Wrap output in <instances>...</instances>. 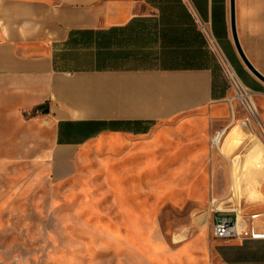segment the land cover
Instances as JSON below:
<instances>
[{
  "label": "crops",
  "instance_id": "crops-1",
  "mask_svg": "<svg viewBox=\"0 0 264 264\" xmlns=\"http://www.w3.org/2000/svg\"><path fill=\"white\" fill-rule=\"evenodd\" d=\"M235 13L264 75V0H235ZM211 44L264 88L236 52L231 0H0V126L26 150L103 146L107 173L141 168L172 133L220 125ZM200 264H264V239L217 240Z\"/></svg>",
  "mask_w": 264,
  "mask_h": 264
},
{
  "label": "rangeland",
  "instance_id": "rangeland-1",
  "mask_svg": "<svg viewBox=\"0 0 264 264\" xmlns=\"http://www.w3.org/2000/svg\"><path fill=\"white\" fill-rule=\"evenodd\" d=\"M210 53L225 92L220 125L172 133L141 168L107 173L103 146L26 150L19 128L0 126V264H200L217 241L216 207L264 223V202L249 199L264 195V89L247 87L216 45Z\"/></svg>",
  "mask_w": 264,
  "mask_h": 264
},
{
  "label": "built area",
  "instance_id": "built-area-1",
  "mask_svg": "<svg viewBox=\"0 0 264 264\" xmlns=\"http://www.w3.org/2000/svg\"><path fill=\"white\" fill-rule=\"evenodd\" d=\"M225 131L215 133L211 140L212 150L221 149ZM213 236L220 241H245L264 239V233H258L256 221L260 214L239 215L237 212L214 210Z\"/></svg>",
  "mask_w": 264,
  "mask_h": 264
},
{
  "label": "water",
  "instance_id": "water-1",
  "mask_svg": "<svg viewBox=\"0 0 264 264\" xmlns=\"http://www.w3.org/2000/svg\"><path fill=\"white\" fill-rule=\"evenodd\" d=\"M231 24H232V36H233L234 46L242 64L245 66V68L252 76H254L256 79H258L261 83L264 84V75L260 73L250 62L238 38L237 27H236L235 0H231Z\"/></svg>",
  "mask_w": 264,
  "mask_h": 264
},
{
  "label": "trees",
  "instance_id": "trees-1",
  "mask_svg": "<svg viewBox=\"0 0 264 264\" xmlns=\"http://www.w3.org/2000/svg\"><path fill=\"white\" fill-rule=\"evenodd\" d=\"M196 58H202V57H189V59H192V60H196ZM204 58V57H203ZM229 58V60H230V62H231V64H232V66L234 67V69L236 70V72H237V74H238V76L240 77V79L245 83V85L247 86V87H249L250 89H252L253 91H257V92H260V91H262L264 88L262 87V88H256V87H254L253 85H251V83L249 82V80H248V78H247V76H249L247 73H245L244 71H243V69L241 68V66L237 63V61L233 58V57H231V56H229L228 57ZM188 66H191V65H188ZM204 65H199V64H195V65H192L191 67H197V68H200V67H203ZM225 95V92L223 93V96Z\"/></svg>",
  "mask_w": 264,
  "mask_h": 264
},
{
  "label": "bare ground",
  "instance_id": "bare-ground-1",
  "mask_svg": "<svg viewBox=\"0 0 264 264\" xmlns=\"http://www.w3.org/2000/svg\"><path fill=\"white\" fill-rule=\"evenodd\" d=\"M231 75V74H230ZM237 85H238V89H241L242 91H244L245 93H246V91H245V89L243 88V86L239 83V82H237L236 83ZM236 88V87H235ZM246 97L248 98V99H250L251 98V96L249 95V94H247L246 93ZM247 99V100H248ZM227 134V133H226ZM244 135V134H243ZM239 136V135H238ZM234 145V144H233ZM233 147V146H232ZM231 147V148H232ZM249 197V196H248ZM249 199H252V200H261V201H263L264 202V195H263V193L262 192H260V190L259 189H256L255 191H253V193H252V195L249 197ZM251 204H254L253 203V201H252V203ZM200 221V220H199ZM205 221V220H204ZM203 221V222H204ZM200 225V224H199Z\"/></svg>",
  "mask_w": 264,
  "mask_h": 264
}]
</instances>
